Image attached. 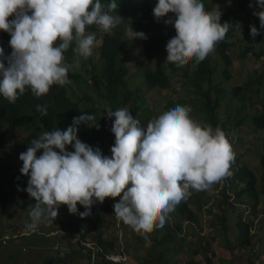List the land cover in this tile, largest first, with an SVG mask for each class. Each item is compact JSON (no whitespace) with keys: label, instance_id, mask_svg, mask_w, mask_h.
<instances>
[{"label":"clouds","instance_id":"9594fccd","mask_svg":"<svg viewBox=\"0 0 264 264\" xmlns=\"http://www.w3.org/2000/svg\"><path fill=\"white\" fill-rule=\"evenodd\" d=\"M150 1L155 6L147 4L157 21L162 24L170 21L175 28L161 54L166 52V60L162 61L165 67L170 60L172 65L182 68L181 63L189 59L203 60L230 28L241 26L238 22L221 23L222 12L205 10L203 0ZM255 6L260 9L253 13L259 17L260 27L250 26L253 39L264 30V0H255ZM117 8V0H0V30L9 33L11 47V53L6 55L0 46V98L14 103L25 91L41 98L50 88H55L54 84L66 83L65 94L77 102L82 95L81 87L68 73L80 67V58L92 57L98 36L97 32L89 30L91 26L108 33L123 22L120 14H113ZM170 12L173 15H169ZM130 20L126 22V30L131 31L132 37L136 34L135 37L146 39L145 33L136 31ZM70 46L74 53L71 62L66 59ZM99 57L100 54L96 60ZM180 78L184 82L181 74ZM36 109L41 115H47L46 105L38 104ZM191 111L190 106L171 104L144 125L127 107L110 111L107 116L115 118L111 126L115 136L111 155L103 154L99 147L78 138L80 125L99 127V124H88L95 119L94 114L80 112L66 129L54 127L42 132L19 154L23 162L20 172L28 176L24 190L36 201L30 206L27 225L33 229L6 234L0 240L6 242L12 236H22L31 243L30 235L41 229L36 228L37 225L53 222L61 205H67L70 213H78L83 218L92 214L94 204L104 202L107 197H119L113 204L115 216L137 227V232L140 227H163L167 213L188 194L189 188L209 187L225 175L234 157L225 132L218 126L213 128L211 124L195 120ZM6 154L7 149L0 152V157ZM228 185L226 177L223 187ZM260 189L261 199L264 191L258 187ZM233 203L247 221L249 210L244 211V208L249 203ZM78 204L84 211H79ZM260 205L264 209V198ZM259 216L264 218V211ZM254 233L252 240L260 242L257 228ZM51 234L46 236H54ZM75 235L81 237V232ZM114 243L111 248L80 238L73 245L87 257L88 264L98 261L105 264V259L126 264L107 257L120 253L128 259L127 253L122 251V243L117 240ZM94 244L100 250H95ZM252 248H248L249 252H244V247L235 252L229 250V256L225 257L229 264H239L236 256L244 253L245 264H250L251 260L256 264L255 260L263 256L259 252L250 255ZM216 254L218 259L217 248ZM197 255L200 258L196 260L205 264V257L201 253ZM215 256L211 258L215 260Z\"/></svg>","mask_w":264,"mask_h":264},{"label":"trees","instance_id":"16d2710c","mask_svg":"<svg viewBox=\"0 0 264 264\" xmlns=\"http://www.w3.org/2000/svg\"><path fill=\"white\" fill-rule=\"evenodd\" d=\"M238 1V8L225 9L224 7L213 8L211 2L203 0L205 10L222 12L221 23L225 21L238 22L241 26L230 28L226 32L229 38L224 37L216 42L203 60L189 59L181 63L184 66L182 68L172 65L171 60L166 63V67L162 61L155 66L165 49L167 38L174 33L175 28L168 22L162 24L157 21L147 4L150 3V5L155 6L154 2L151 3L150 0H117L118 8L114 10L113 14H120L121 18L124 19L123 22H120L108 33L98 29L95 25L91 26L89 30L97 32L98 36L92 57L90 59L80 58V67L74 71L70 70L68 73L71 79L78 82L81 87L82 95L78 96L77 102L65 94L67 92L66 83L64 85L54 84L55 88H50L49 92L42 95L41 98L34 96L30 91H25L20 97L21 99L14 103H9L0 98V152L7 149L6 162H2L0 159V209L1 215H4V219L0 220V238L7 234L4 235L7 228L11 226L9 224L10 219H6L8 214L15 209H21V207L28 212L30 211L24 203L19 202L21 196L27 197L24 189L28 182V176L24 175L20 179L16 173V168H20L23 163L19 159V154L25 151L30 146L31 141L38 138L42 132L54 127H59L61 130L66 129L72 123V118L80 115V112L94 114L95 119L88 124H99V127L80 125L78 138L93 147H99L105 155H111V146L115 141L114 133L111 132L112 121L115 118L107 115L110 111H115L121 107L129 108L141 122V125H144L149 118L168 105L178 103L190 106L192 109L190 115L199 114L198 118H194L195 120L211 124L213 128L218 126L225 132L226 137L228 132L231 133L229 130L233 127H236L240 134L253 132V128L256 130L254 132L264 131V101H262V106H259V102L255 103L252 97L253 92H257L259 84L264 81V70L256 74L257 70L255 69L254 75H250L243 84H236V80L229 73L234 56H236L233 47L241 44L242 40L246 42L245 49L238 57L244 58L252 54L255 59L263 58L264 60V30H261L255 39L250 35L251 25L260 27L259 17L255 16V20L248 23L249 26H242L243 22L239 21L237 16L244 11L250 12L248 9L251 0ZM12 18L9 17V19ZM130 18L135 24H133L135 30L144 32L147 38H141L142 43L140 45L126 49V39H129L126 22ZM249 18L245 20L249 21ZM242 28L243 30L245 28L246 33H243V37L239 38L237 33ZM9 40V33L0 30V46L5 49L6 55L11 53ZM66 53L68 54L66 59L71 62L74 58L72 46ZM99 54L100 57L96 60ZM215 54H218V59L214 56ZM140 55L143 58H140ZM219 60L223 62L222 65L219 64ZM129 66H133L131 68L135 71L138 70V73L132 76L141 80V84H137L136 87L132 86L129 81L132 78L130 77L131 69ZM220 68H222V73L219 72ZM172 73L183 76L184 82L181 88L185 93L168 100L161 109L159 106L156 107L158 100L152 95L153 92H157L154 90L155 88L168 89L172 86ZM142 85L145 86V90L142 89L144 87ZM227 85H229L230 90H227ZM38 104L47 106V115H41L37 111L36 105ZM23 132H28V136L21 139ZM230 139L234 140L231 137ZM262 143H264V138ZM237 144L238 141L231 145V150L234 146H238ZM68 149L73 150L71 146H68ZM254 150L259 149L255 147ZM259 152H261L259 162L261 181L264 186V145ZM249 156L248 150V161L251 160ZM226 177L229 178L230 185L223 187ZM242 183L244 187H241ZM194 190L192 189L190 192L189 189V197L183 198L167 213L163 227L157 228L155 225L151 229L141 227V231L137 232V227L122 222L121 225L127 227L128 231L124 232L123 228L119 226L113 227V239L106 235L110 227L108 218L109 215H113V204L119 200V197H107L104 202H97L92 206L90 216L82 218L78 213L75 214L79 222L86 226V230L90 227L95 229V235L93 236L83 229L81 237L75 235L77 234L75 231H71L66 236L64 235L65 239L69 240L74 236L77 242L80 238L89 239L111 248L117 240L122 243V251L128 255V263L126 264H203L196 260L194 255L200 252L205 257V264H221V260L216 259L214 243V239L218 235L226 238V242L223 244L232 252L242 247L246 249L254 247L258 249L259 253H263L264 218L258 216L254 210L261 203L257 176L252 168L246 164L242 154L234 155L227 172L219 180L205 189ZM262 190L264 191V189ZM233 202L249 203L244 208V211L249 210L246 214L247 221L242 219L240 213L239 219L234 225V228L238 230L236 241L227 238V233L230 230L228 216L232 214L229 210H240L236 209ZM206 205L209 206L205 210V216L208 215L205 222L210 229L205 238L202 236V240L206 242L193 244L189 232H187L186 237L179 238V232H181L185 222L190 223L192 234L197 233L192 226L199 219H202L201 214ZM77 207L79 211H84L82 205L78 204ZM113 218L117 219L115 215ZM29 223L30 217L23 224L17 225L18 232H11V234L20 233L28 228ZM38 225L40 228L44 227L42 222ZM251 227L258 229L257 237L260 242L252 240L256 233L251 232ZM32 229L28 228V230ZM20 237L22 236H12L6 242L0 240V246H9L19 251L21 246L26 247L27 243L24 237L17 239ZM34 238L44 241L49 237H46L45 233L36 231L32 234V239ZM16 242L18 244L15 245ZM73 247L71 244L67 252H63L61 256L45 259L42 264L67 262L65 259H72L75 256ZM121 247L119 246V248ZM143 249H145L144 255L141 254ZM79 252H81L80 249ZM187 253L190 258L187 257ZM210 253L213 256L216 255L215 260L213 257V259L211 258ZM244 256V253L239 254L236 256V261L239 264H245ZM8 259L15 261L16 256L11 255ZM3 263L4 261H0V264ZM103 263L125 264L111 262L107 259ZM97 264H101L100 261ZM250 264H254L253 260L250 261Z\"/></svg>","mask_w":264,"mask_h":264},{"label":"rangeland","instance_id":"374dc122","mask_svg":"<svg viewBox=\"0 0 264 264\" xmlns=\"http://www.w3.org/2000/svg\"><path fill=\"white\" fill-rule=\"evenodd\" d=\"M209 2L212 3V7L213 8H220V7H224L225 9H229L232 7H237L238 8V0H208ZM251 7H249L248 11L250 12H241L238 14V20L242 21L243 24L242 26H249V22L254 21L255 16L253 13L254 11H259L260 9L257 8L255 6V0H251ZM169 15H173V13H169ZM250 17V18H249ZM249 18L250 20L247 21L245 19ZM166 19V18H164ZM170 24H172L169 21ZM245 30V28H244ZM243 30V28L241 29V31H238V37L242 38L243 37V33H246ZM127 34L131 37L129 39L126 40V49L129 48H134L135 46H138L141 44V38L139 37H135L136 34L131 35V31L129 29H127ZM225 38H229V35L226 34ZM241 44L236 45L235 47H233V52H234V59H233V64H232V68L229 70L230 75L232 74L233 79L236 80V84H243L245 82V80H247L249 78L250 75H254L255 69L257 70L256 74L261 73L264 70V60L263 58L257 60L253 57L252 54L247 55L244 58H240L238 57V55L245 49V44L246 42L242 40V42H240ZM259 48V47H258ZM216 57V59H218V54L214 55ZM140 58H143L142 55H140ZM166 60V52L160 56V58H158V61L156 62L155 66L158 64L159 61H165ZM219 64H223L222 61H218ZM133 66H130L131 69V76L132 77L134 74L138 73V70L135 71L133 70V68H131ZM135 68V67H134ZM137 69V68H136ZM219 72L222 73V68L219 69ZM257 76V75H256ZM129 77V78H130ZM231 80V79H230ZM130 83L132 86L136 87L137 84H141V80H138V77H132L129 79ZM183 84V79L180 78V74L178 73H172V86L169 89H159L157 92H153L152 97L155 98L156 100H158V105L156 107H160L161 109L163 108V106L166 104V102L168 100H171L172 98H176L179 96H182L181 93H185L184 90L181 88ZM144 86V85H142ZM227 90H230L229 85L226 86ZM145 90V86L142 88ZM251 95V94H250ZM253 97V101L255 103H257V101L259 102V106H262V101H264V81L262 82V84H259L258 88H257V92L254 91L252 94ZM255 98V99H254ZM157 104V103H156ZM254 110H256V108H254ZM199 114H193L191 115L193 118H198ZM201 116V115H200ZM202 117V116H201ZM231 133L228 132V135L231 138H234V140L232 141V139H230V137L227 135L226 139L229 141L230 145H233L234 143H236L238 141V146H234V148L232 149V152L234 155L237 154H242L244 157V161L246 162V164L252 168V170L256 173L257 176V183H258V187L262 189H264V186L262 185V181H261V170H260V166H259V162H260V153L259 152L261 150V148L263 147L264 143H262L263 138H264V131H258V132H254L256 131L255 128H253V132H249V133H244L246 134H240V131H238V129L236 127H233L232 129L229 130ZM28 136V132H23L21 134V139H23V137H27ZM258 147L259 150L255 151L254 148ZM250 153L249 158L251 159L250 161L247 160V153ZM5 151V149L3 150ZM245 155V156H244ZM2 162H6V155L1 156L0 157ZM16 173L19 175L20 179L22 178V176H24V174H22L20 172V168H16ZM27 187V185H26ZM228 187V186H227ZM190 192L195 191L194 188H189ZM189 191V190H188ZM261 192V189L259 190ZM26 196L27 197H22L20 199V203H24L29 209L30 206L32 204H35V199L30 197V195L26 192ZM189 197V194H187L184 198L187 199ZM112 198V197H109ZM264 197L261 195V199H263ZM23 205V206H25ZM25 206V207H26ZM78 206V205H77ZM263 205H258L255 207V212L257 213V215L259 216L262 211H264V209L262 208ZM205 210L203 209V212L201 214L202 219L193 224V228L196 230V234H192L191 233V226L189 225L190 223L185 222L181 232H179L180 237H186L187 232H189L191 235V241L193 244H204L206 241L202 240V236H204V238L207 236V233H209L210 229L209 227H207L206 222H205ZM230 212H232L231 215L228 216L229 219V225H230V230L227 233V238L236 241V232H238V230H236L234 228V225L237 223L239 217L238 214H240L239 211H235V210H229ZM114 211H113V215H109V223H110V227L107 230V237L110 239H113V235H112V230L114 229L113 227H122L123 231H128L127 227L121 225L122 224V220L117 218L116 220L113 218L114 216ZM29 218V212L26 211L23 207H21V209H15L13 210L10 214L7 215L6 219H10L9 224L11 225L10 227L7 228V230L5 231L4 235L7 233L8 235H11V232H18L16 227L17 225L23 224L26 219ZM4 219V215H1V209H0V220ZM173 221V220H172ZM58 224H56V223ZM44 224V227L37 230L40 231V233H45V236L48 235H52L51 233L54 234V236L47 238L46 240H39L37 238L34 239H30L31 243L29 241H26V247H23V245L21 246L19 251H16V248H11L9 246H0V261H4L3 264H42V262L45 259H49L50 257H56L57 256H61L63 254V252H67V249L70 247L71 244L75 243L77 240L74 236H72L69 240L65 239V236L68 233H71V231H75L76 233H80L83 231V229L86 230V226L79 222L78 217L73 214L70 213L68 211L67 205H61L59 207L58 210V216L54 219L53 222H42ZM62 223V224H61ZM114 223V225H113ZM36 228H39V225H37ZM54 229V230H53ZM53 230V232H52ZM24 231H26L24 229ZM90 234H92L93 236L95 235V229L93 227L87 228V230ZM139 231H141V227L139 229ZM50 232V233H48ZM26 233H31L30 231H27ZM65 233V236L63 237L62 235ZM91 235V237H92ZM32 236V235H30ZM47 237V236H46ZM179 237V238H180ZM17 239H22V237L17 238ZM114 240H116L114 238ZM21 242V241H19ZM224 242H226V238L221 237L220 235H218L216 237V239H214V243L215 246L217 248V250L220 251V257L218 258L219 260H221V264H229V261L227 260V257L225 256H229V248L224 246ZM191 243V244H192ZM18 244V242L15 243V245ZM73 251H75V256L72 259H65V261L67 262H59V264H88V259L86 256H84L81 252H79V247L77 245H73ZM201 253V252H200ZM199 253V254H200ZM16 254V255H15ZM142 255L145 254V249L142 250L141 252ZM194 254V253H193ZM16 256V260L14 261H10L8 258L9 256ZM188 258H190V255L187 253L186 254ZM197 258H200V255H196L194 254ZM263 257H264V251L262 253ZM122 262V261H121Z\"/></svg>","mask_w":264,"mask_h":264},{"label":"built area","instance_id":"2783aa9c","mask_svg":"<svg viewBox=\"0 0 264 264\" xmlns=\"http://www.w3.org/2000/svg\"><path fill=\"white\" fill-rule=\"evenodd\" d=\"M209 206V205H208ZM208 206L206 205L205 206V209L206 208H208ZM208 217V215L207 216H205V220H206V218ZM250 230H251V232H255L254 230V227H251L250 228ZM94 248H95V250H100V248H98L95 244H94ZM245 251L244 252H249V250L248 249H244ZM258 252V249L257 248H252L251 250H250V255H254L255 253H257ZM210 256L211 257H213V254L212 253H210ZM261 256H263V255H261ZM109 259H111V260H113V261H123V262H128V259H127V257H126V255H123V254H120V253H116V254H110V255H108L107 256ZM262 262L264 263V257H258L256 260H255V263L256 264H262ZM236 264V263H235Z\"/></svg>","mask_w":264,"mask_h":264}]
</instances>
